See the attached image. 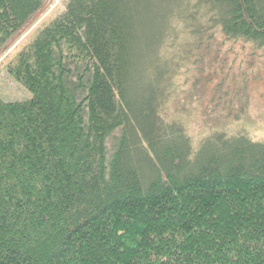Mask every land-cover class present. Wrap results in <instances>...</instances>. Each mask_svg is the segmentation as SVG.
<instances>
[{"label": "trees", "instance_id": "trees-1", "mask_svg": "<svg viewBox=\"0 0 264 264\" xmlns=\"http://www.w3.org/2000/svg\"><path fill=\"white\" fill-rule=\"evenodd\" d=\"M44 3L0 0L2 55ZM216 36L264 50V0H58L0 62V264H264V141L163 114Z\"/></svg>", "mask_w": 264, "mask_h": 264}, {"label": "rangeland", "instance_id": "rangeland-1", "mask_svg": "<svg viewBox=\"0 0 264 264\" xmlns=\"http://www.w3.org/2000/svg\"><path fill=\"white\" fill-rule=\"evenodd\" d=\"M57 5L58 0H45L40 13L7 44L6 49L10 48L3 55L0 53V62ZM170 49L166 50V57L176 48L172 52ZM169 59L171 78L163 114L168 120L181 122L193 144L215 129L233 134L244 130L253 140L264 141V50L225 42L216 36L208 50L192 51L185 62ZM30 98L31 94L0 67V100L12 103ZM236 114L240 115L239 121H234Z\"/></svg>", "mask_w": 264, "mask_h": 264}]
</instances>
